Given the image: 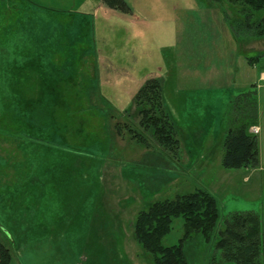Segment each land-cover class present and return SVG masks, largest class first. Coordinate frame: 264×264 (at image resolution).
Wrapping results in <instances>:
<instances>
[{
	"label": "rangeland",
	"instance_id": "obj_1",
	"mask_svg": "<svg viewBox=\"0 0 264 264\" xmlns=\"http://www.w3.org/2000/svg\"><path fill=\"white\" fill-rule=\"evenodd\" d=\"M127 2L124 13L103 0H0V238L12 264H155L128 223L199 187L217 197L221 228L230 212H258L264 248V38L234 32L228 0ZM149 78L161 81L176 151L116 134V121L139 124L135 95ZM253 98L259 165L227 169L225 139L252 120ZM84 151L93 166L74 162ZM98 160L108 168L94 180ZM89 205L92 230L75 213ZM183 234L175 218L163 244ZM217 239L195 234L188 263L219 261Z\"/></svg>",
	"mask_w": 264,
	"mask_h": 264
},
{
	"label": "trees",
	"instance_id": "obj_2",
	"mask_svg": "<svg viewBox=\"0 0 264 264\" xmlns=\"http://www.w3.org/2000/svg\"><path fill=\"white\" fill-rule=\"evenodd\" d=\"M228 1L238 12L233 21L234 32L264 38V0ZM103 2L111 9L124 13L132 11L127 0ZM260 57L262 54L249 58V61L253 64ZM135 100L139 106V124L131 120L125 123L116 121V134L147 149H153V143H157L159 148L156 146L155 150L176 151L180 141L176 124L163 102L161 81L149 78L136 93ZM249 104L252 120L230 128L225 139L223 166L227 169L255 168L259 165L258 136L250 131L252 126L257 125L255 98ZM83 153L92 156L87 151ZM106 158L109 156L106 155ZM220 215L217 197L206 188L199 187L172 199L155 201L136 214L132 226L137 242L153 255L155 264H189L184 247L188 240L199 233L208 242L218 237L216 246L221 251V257L213 264H262L264 248L259 213L254 210L230 212L222 228L219 225ZM178 217L184 220V234L178 243L164 245L163 238L172 230L174 219ZM2 240L0 238V264H12L11 249Z\"/></svg>",
	"mask_w": 264,
	"mask_h": 264
},
{
	"label": "crops",
	"instance_id": "obj_3",
	"mask_svg": "<svg viewBox=\"0 0 264 264\" xmlns=\"http://www.w3.org/2000/svg\"><path fill=\"white\" fill-rule=\"evenodd\" d=\"M261 78H264V73L262 74V76H261ZM256 127H258L259 128V131H258V133L261 131V128H260V126L257 124V125H255ZM83 155L82 154H79V153H76V154H74V162H79V163H83V164H86L87 166L88 165H90V166H93V164H94V162H97L96 160L94 161L93 159H92V157H94V156H91V157H89V156H85L86 158H84V157H82ZM104 161V160H103ZM44 162H45V160H44ZM98 162L99 163H96V168L98 169V168H100L101 169V171H100V173H98V174H96V175H94L93 177H92V179L94 178V180H98L99 178H100V176H101V174H102V170L103 169H107L108 167H106L105 166V164H107L105 161V163L103 162H100L99 160H98ZM105 166V167H104ZM44 171H45V169H44ZM59 171H60V169L59 170H57V169H54V172L53 173H55L56 175H58V173H59ZM100 174V175H99ZM66 178H68L69 179V182H70V178L69 177H67L66 176ZM123 185H125L124 183H122ZM120 185H121V183H120ZM86 197H88V195L86 196ZM81 199H83V198H81ZM82 205V201H79V202H77V205H76V207H80ZM75 213L77 214V215H81L82 216V214L83 213H85L86 215H87V218H88V223H87V226L92 230L93 229V227H94V222H93V218H94V214H95V212L92 210V208H91V206L89 205L88 207H84V208H80V209H77L76 211H75ZM132 217H133V215H132ZM132 220H133V218H132ZM132 223H133V221L132 222H130V223H128V225L130 226V227H133L132 226ZM89 224V225H88ZM120 230H122V236H123V234H124V225H121L120 227ZM45 228L43 227H41L40 226V230H44ZM130 230V229H129ZM94 231H95V238H99V239H102L103 241H105L106 242V244H107V242H109L110 241V239L111 240H113V239H115L117 236H118V234H114V231H110V230H107L106 232H105V229L104 230H102V232H101V234L99 235L98 234V230L97 229H95L94 228ZM54 235H56L55 233H54ZM91 237H92V234L90 233V235H89V239H91ZM9 238V237H8ZM53 238H55V240H54V242H53V246L54 245H57L58 243L59 244H62L61 242H60V238H58L57 237V235H56V237L55 236H53ZM10 239V238H9ZM37 240H38V238H36ZM58 239V240H57ZM117 239V238H116ZM40 240V243H41V241L42 240H48V239H42V238H40L39 239Z\"/></svg>",
	"mask_w": 264,
	"mask_h": 264
},
{
	"label": "built area",
	"instance_id": "obj_4",
	"mask_svg": "<svg viewBox=\"0 0 264 264\" xmlns=\"http://www.w3.org/2000/svg\"><path fill=\"white\" fill-rule=\"evenodd\" d=\"M252 132H254V133H258V131H259V128L258 127H256V126H254L252 129Z\"/></svg>",
	"mask_w": 264,
	"mask_h": 264
}]
</instances>
